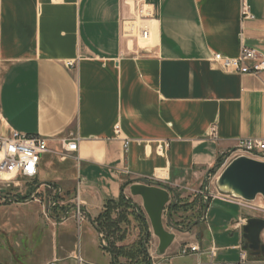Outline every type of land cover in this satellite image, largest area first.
Wrapping results in <instances>:
<instances>
[{"label": "crops", "instance_id": "crops-1", "mask_svg": "<svg viewBox=\"0 0 264 264\" xmlns=\"http://www.w3.org/2000/svg\"><path fill=\"white\" fill-rule=\"evenodd\" d=\"M147 2L155 18L141 46L123 33L137 0H0V136L37 134L49 145L32 180L35 199L0 195V207L18 209L14 232L1 231L16 238L18 264H113L109 241L120 235L116 245L131 247L138 240L127 237L147 230L123 195L151 229L142 198L130 193L138 182L170 189L169 248L181 233L218 249L207 235L230 233L240 249V203L212 197L201 209L191 192L241 141L264 139V70L213 61L238 57L243 45L264 55V0ZM244 2L253 19H242ZM99 219L119 233L105 238Z\"/></svg>", "mask_w": 264, "mask_h": 264}, {"label": "built area", "instance_id": "built-area-1", "mask_svg": "<svg viewBox=\"0 0 264 264\" xmlns=\"http://www.w3.org/2000/svg\"><path fill=\"white\" fill-rule=\"evenodd\" d=\"M155 18V7L147 0H137L134 18L124 22V35L137 41L140 35L144 39L151 36V28L148 20ZM254 15L249 4L242 6V19H253ZM128 29V31H126ZM213 61L222 68L240 73L257 74L264 70V55L254 47L243 45L238 57H228L221 53H215ZM1 120V116H0ZM214 129V128H213ZM117 133L120 128L117 126ZM63 144L67 150H76L78 143L76 138L64 139ZM128 147V142L124 144ZM49 150L48 139L37 134H26L14 131L10 136H0V195L10 198L35 199V187L32 180L39 173L42 156ZM250 156L264 159V139L248 138L241 141L226 156L228 163L238 156ZM54 202L52 206H55ZM76 215L79 219L84 218L82 203L76 202ZM201 251L199 243L185 246L183 253H198ZM212 264L218 254L216 247L210 249ZM246 259V254H241V260ZM1 264V263H0ZM201 264V263H199Z\"/></svg>", "mask_w": 264, "mask_h": 264}, {"label": "rangeland", "instance_id": "rangeland-1", "mask_svg": "<svg viewBox=\"0 0 264 264\" xmlns=\"http://www.w3.org/2000/svg\"><path fill=\"white\" fill-rule=\"evenodd\" d=\"M256 159L264 160L260 158ZM225 161L226 160H223L221 163H219L214 168V170L211 171V173L208 174L203 181H201V183L196 187V190L191 192L192 196L196 195L197 198H200L201 209L204 208V202L206 201V198L228 197L233 200L236 199L241 205L242 224H246L247 220L251 217L264 218V197L262 195L257 196V198L253 201H247L234 195L232 192L219 187L218 178L229 163H226ZM16 209L17 208L13 206L0 207V260L3 258L8 262V264H18V261L14 258V255L16 257V251L20 252L21 249L17 248L15 237H5L1 231L7 230L10 232L17 226L16 218H18V215L16 216ZM150 230L152 236L149 241L148 248L152 264H212L210 249L207 251L206 246L202 247V245H200L201 251L198 253H183L185 246H188L193 240H196L189 235H182L181 233L177 235L176 242L174 243L179 244V247H174L175 245H173V247L168 248L164 254L160 255L158 252L159 238L154 235L152 228ZM240 230L243 233L242 228ZM135 234L136 233L130 234L127 237L126 243L131 244L143 235L137 236ZM196 237L198 240H200L203 237V234H199ZM214 238L218 240L219 250L218 255L214 259L215 264H264L263 254L260 256H255L252 254V250L244 248L246 240L242 235L239 237L241 242L240 249L231 245L236 240H238L237 235L233 236L229 233L224 236L217 235V237H215L210 234L207 235L206 240L212 241ZM261 239L264 243V231L261 235ZM83 240H86V237L83 234L82 236L80 235V237L78 236L79 243ZM241 254H246L245 260H241ZM118 260L123 264H140L143 258L141 253L128 252L125 254H120Z\"/></svg>", "mask_w": 264, "mask_h": 264}, {"label": "water", "instance_id": "water-1", "mask_svg": "<svg viewBox=\"0 0 264 264\" xmlns=\"http://www.w3.org/2000/svg\"><path fill=\"white\" fill-rule=\"evenodd\" d=\"M219 187L232 192L247 201L257 196L264 197V160L242 155L231 160L218 178ZM133 196H140L154 235L159 238L158 252L164 254L175 240V234L164 223V213L170 203V189L153 183L138 182L130 186ZM101 232L100 229H98ZM264 231V218L251 217L243 226L245 249L252 250L255 256L264 255L261 235ZM110 251V250H109ZM111 260L117 264L113 253Z\"/></svg>", "mask_w": 264, "mask_h": 264}, {"label": "trees", "instance_id": "trees-1", "mask_svg": "<svg viewBox=\"0 0 264 264\" xmlns=\"http://www.w3.org/2000/svg\"><path fill=\"white\" fill-rule=\"evenodd\" d=\"M214 170V168L212 169V171ZM153 184H158V183H155V182H151ZM123 197L126 199L128 205L130 208L133 209L134 213L136 214V217L137 218H140L142 220V222L144 223V225L146 226V231L145 233H143V235L138 239V242L135 243L133 246L131 247H126V246H117L116 245V240L115 239H122L121 237L123 236H118V237H114L113 241H109L108 243V246L109 248L111 249L114 257H115V260L117 262V264H123L121 263L118 259H119V256L120 254H125V253H128V252H138L139 254L141 253L142 255V262L140 264H152L151 262V259H150V255H149V241L151 239V236H152V233L149 229V224L146 220V217L144 216V213L142 211V209L133 202V200L131 198H126L125 195H123ZM174 208V207H173ZM103 217H105V222L110 218V215L109 214H105L103 215ZM102 218V217H101ZM105 224V223H104ZM104 224L101 222V219H99V223H98V227L103 231V233L105 234V238L107 237L106 236V233L110 234L112 233L113 235L114 234H117L119 232H117L118 230L115 229V230H112V229H109L108 231L104 230ZM106 225L109 226V228H111L112 226H115V222H112V221H107L106 222Z\"/></svg>", "mask_w": 264, "mask_h": 264}, {"label": "bare ground", "instance_id": "bare-ground-1", "mask_svg": "<svg viewBox=\"0 0 264 264\" xmlns=\"http://www.w3.org/2000/svg\"><path fill=\"white\" fill-rule=\"evenodd\" d=\"M147 22H148V24H149V26H150V28H151V30H152V28H153V23H154V19H152V20H148ZM126 31H128V29H126ZM126 36H127V34L125 35V37H126ZM151 37H152V32H151V36H150V38L147 39V40L144 39V38H142V36L140 35V40H139V42H140L141 46H146L147 43L150 41Z\"/></svg>", "mask_w": 264, "mask_h": 264}]
</instances>
